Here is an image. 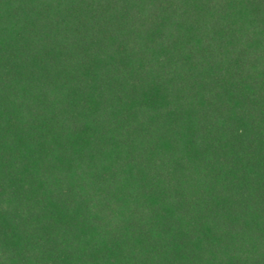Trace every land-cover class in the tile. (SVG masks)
I'll list each match as a JSON object with an SVG mask.
<instances>
[{"label":"trees","instance_id":"trees-1","mask_svg":"<svg viewBox=\"0 0 264 264\" xmlns=\"http://www.w3.org/2000/svg\"><path fill=\"white\" fill-rule=\"evenodd\" d=\"M0 264H264V0H0Z\"/></svg>","mask_w":264,"mask_h":264}]
</instances>
